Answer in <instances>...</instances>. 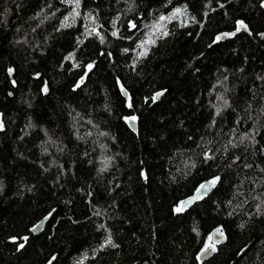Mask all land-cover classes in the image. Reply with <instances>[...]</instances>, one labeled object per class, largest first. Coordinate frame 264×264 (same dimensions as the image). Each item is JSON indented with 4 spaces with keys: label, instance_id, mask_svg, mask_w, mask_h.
Instances as JSON below:
<instances>
[{
    "label": "trees",
    "instance_id": "16d2710c",
    "mask_svg": "<svg viewBox=\"0 0 264 264\" xmlns=\"http://www.w3.org/2000/svg\"><path fill=\"white\" fill-rule=\"evenodd\" d=\"M133 262L264 264V0H0V264Z\"/></svg>",
    "mask_w": 264,
    "mask_h": 264
},
{
    "label": "water",
    "instance_id": "95a60500",
    "mask_svg": "<svg viewBox=\"0 0 264 264\" xmlns=\"http://www.w3.org/2000/svg\"><path fill=\"white\" fill-rule=\"evenodd\" d=\"M243 25L246 27H242L239 24L236 29L229 31V32H220L217 37H220L219 40H224V39H227V38L232 36V35H225V34L234 33V35H235L238 32L250 33L247 25L244 23H243ZM238 28H239V30H237ZM120 92L126 100H129V93L125 87L122 86L120 88ZM158 93L160 95H157ZM163 94H164L163 90L158 91L154 94L153 99L159 100ZM126 124L132 132H134V133L137 132L138 125H137V119L135 117L129 116L126 119ZM201 185H205V187L202 188ZM216 185H217L216 179H207V180L203 181L200 185H198L195 188V190L191 194H189L186 197H183L182 199L179 200L178 204L174 208V213L175 214L182 213V212L188 210L195 203L201 202L203 199L208 197L213 192ZM182 202H185V203H182ZM178 207H181L183 210L179 211V212L176 211V209ZM50 215H51V212L49 213V215L43 216L34 225H32L29 229L30 233L33 235H38L39 233H41L44 230L45 225L47 224ZM218 229L220 230V232H217ZM221 233H222V235H221ZM27 237L28 236H23L22 239L25 241L27 239ZM224 241H225L224 232L220 228H217V227L213 228L210 231V242L207 243L197 254V258H198L199 263H202V262L210 259L214 255V253L216 252L217 245L223 243ZM206 246H208V247H206ZM212 246H214V248ZM131 264H138V262H133Z\"/></svg>",
    "mask_w": 264,
    "mask_h": 264
},
{
    "label": "snow or ice",
    "instance_id": "6c2138e0",
    "mask_svg": "<svg viewBox=\"0 0 264 264\" xmlns=\"http://www.w3.org/2000/svg\"><path fill=\"white\" fill-rule=\"evenodd\" d=\"M163 19V18H162ZM239 24L242 26V27H246V26H244L243 25V22L241 21V22H239ZM237 30H239V28L237 29ZM225 35H234V33H232V34H225ZM217 39H220V37H217ZM89 68H91V65H89ZM11 71V70H10ZM157 95H160L159 93L157 94ZM214 183V182H213ZM201 187L203 188V187H205V185H201ZM182 203H185V202H182ZM183 209L181 208V207H178L177 209H176V211H182ZM217 232H220V230L218 229L217 230ZM221 235H222V233H221ZM21 247H23V245H21ZM206 247H208V246H206ZM213 248H214V246H212Z\"/></svg>",
    "mask_w": 264,
    "mask_h": 264
},
{
    "label": "rangeland",
    "instance_id": "374dc122",
    "mask_svg": "<svg viewBox=\"0 0 264 264\" xmlns=\"http://www.w3.org/2000/svg\"><path fill=\"white\" fill-rule=\"evenodd\" d=\"M172 14H173L174 17H178L179 16V12L177 10L174 11Z\"/></svg>",
    "mask_w": 264,
    "mask_h": 264
}]
</instances>
